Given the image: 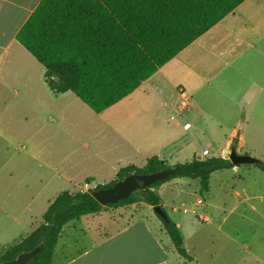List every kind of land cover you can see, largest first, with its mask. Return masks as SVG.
<instances>
[{
    "label": "crops",
    "instance_id": "1",
    "mask_svg": "<svg viewBox=\"0 0 264 264\" xmlns=\"http://www.w3.org/2000/svg\"><path fill=\"white\" fill-rule=\"evenodd\" d=\"M41 1L0 0V258L4 248L30 235L42 221L47 208V200L44 196L47 195L48 189L53 192L52 190L59 186L56 182L48 183L49 174L53 173L59 181L65 180L71 185L76 184L80 187L82 184L80 182L85 184L87 180L94 182L92 176L89 177V173H84L79 167L83 162L94 166V173L111 165L118 173L125 166L137 165L143 160L146 164L148 159L157 156L151 153L155 147L153 141L142 135L141 111L132 108L133 103L126 102L142 89L147 81H151L159 73L166 74V66L129 97L101 114L94 112L72 92L55 94L46 82V68L17 40L19 31ZM252 1L254 0H248L234 14L228 16L202 37L199 40L202 41V50H210L214 52V56L215 52H219L221 56H227L226 59L238 60L246 56L247 63L264 61V46L260 47L261 41H264V28L260 29L262 26L249 28L254 26L253 22L258 17V14L254 13L262 10L264 3H262L263 6L262 4L258 6L260 1ZM246 5H257V8L253 12L247 11V16L244 13ZM245 43L246 51H238ZM171 63L169 66L172 65ZM182 80L188 84L192 82L190 75L186 76V79L183 77ZM252 84L257 87V91L253 90L257 93L262 92L264 96V83L253 79ZM176 89L178 92L176 107L180 110L178 113L193 110L195 93H190L183 84ZM148 91L149 88L143 90L144 93ZM255 92L248 89L246 96L250 95V100L255 101L257 98ZM204 97L202 108L211 111L219 99L214 98L208 91ZM221 105L224 106L223 103ZM235 105L237 106L238 103ZM81 115L91 119V123L80 126L78 119ZM172 117L171 120L176 119L175 116ZM96 121L103 122L101 128L104 129V133H108L101 143L96 144L100 147L96 146L95 149L90 150L86 154L89 156L83 159L76 157L77 148L70 149L65 156H62L63 133L71 134L79 126L84 131L90 130L93 128L90 126H93ZM184 130L189 129L184 128ZM117 137L121 138L117 139ZM235 138L239 139L236 148L241 154L244 138L239 125L233 128L227 138L228 149L231 148ZM81 148L90 149L91 147L84 143ZM205 149L207 147L202 148V150ZM199 155L200 153H196L194 156ZM165 156L157 157L165 163ZM239 168L236 166L230 170L236 171ZM88 172H91L90 169ZM179 180L175 178L162 185L169 183L179 185ZM180 185L189 184L186 182ZM88 188L80 187V191ZM158 188L155 189L156 192ZM52 201H49V206ZM203 204L202 199H197V207ZM178 211L179 208L173 209V213ZM189 213L190 210L184 208L183 214ZM200 217L202 215L199 219ZM152 222L149 217L138 215L136 219L122 225L112 233L103 235L90 247L81 249L63 261L60 259L63 258L64 253H69L73 247L67 246L62 253L59 250L61 243L59 241L53 264H172L171 254L179 255V253L166 235L163 226L161 232L165 239L154 230ZM176 224L186 242L185 233L192 231L191 225L182 218L178 219ZM179 257L180 260H184L180 255Z\"/></svg>",
    "mask_w": 264,
    "mask_h": 264
},
{
    "label": "rangeland",
    "instance_id": "2",
    "mask_svg": "<svg viewBox=\"0 0 264 264\" xmlns=\"http://www.w3.org/2000/svg\"><path fill=\"white\" fill-rule=\"evenodd\" d=\"M257 1H260L258 6L264 3V0L252 2ZM256 8L257 5H246L244 13L247 15V11L253 12ZM254 14H258V17L253 22L254 26L249 28L262 26L260 29H263L264 7ZM201 42L183 52L172 65L166 66V74L159 73L151 81H147L126 102L133 103L132 108L142 113V135L149 137L155 144L151 153L159 157L166 155L164 161L170 167L174 163L184 164L193 160L196 153H200L198 157L201 159L211 156L227 158L225 152L231 150L226 146L227 138L233 128L239 125L244 138L241 154L264 161V96L262 92H255L253 89L257 91V87L252 84L253 79L264 83V61L247 63L246 56L238 60L226 59L227 56H221L219 52H215L214 56V52L202 50ZM263 46L264 41H261L260 47ZM246 49L245 43L238 51ZM188 75L192 78L190 84L182 80ZM181 84L190 93H195L194 104L192 103L194 109L178 113L180 110L176 107V88ZM147 88L149 91L144 93L143 90ZM248 89L257 93L255 101L250 100V95L246 96ZM207 91L219 99L211 111L202 108ZM172 116L176 119L171 120ZM78 121L80 126L91 123V119L82 115ZM185 123H190L192 129L184 130ZM102 125L103 122L96 121L90 126L93 127L90 130L84 131L79 126L71 134L63 133L62 156L70 149L77 148L76 157L87 158L89 155L86 154L108 135L103 132ZM143 140L145 142L144 138ZM84 143L91 148L82 149L81 145ZM204 147L210 150L207 157L201 155ZM82 164L79 167L94 179L89 185L80 182V187H89L84 192L95 190L99 185H107L116 178L117 170L112 165L94 173V166L84 162ZM144 164L145 160L136 166L141 168ZM239 167L236 171L222 170L213 173L209 192H201L198 181L185 178H179V185L169 183L157 189L161 205L169 217L175 222L182 218L192 227V231L185 233L186 242L184 241V248L190 259L180 260L177 253H172V264H264V173L255 165ZM89 169L91 172H88ZM50 182H56L59 186L53 192L48 189L44 196L47 200L46 211L49 201L62 192L80 191L79 186L71 185L65 180L59 181L53 173L48 175V183ZM186 182L189 185H180ZM197 199H202L204 204L197 207ZM174 208H179V211L173 213ZM184 208L190 210V213L183 214ZM138 215L149 217L153 221L154 230L165 239L161 232V221L152 206L143 202L119 208L110 206L99 215L74 220L65 226L59 250L62 252L69 245L73 249L64 253L60 261L90 247L103 235L114 232ZM200 215L202 219H199ZM204 218L210 220L205 221Z\"/></svg>",
    "mask_w": 264,
    "mask_h": 264
},
{
    "label": "trees",
    "instance_id": "3",
    "mask_svg": "<svg viewBox=\"0 0 264 264\" xmlns=\"http://www.w3.org/2000/svg\"><path fill=\"white\" fill-rule=\"evenodd\" d=\"M247 1L42 0L19 31L17 40L46 68V82L55 94L72 92L101 114L133 94ZM238 142L235 138L231 148L237 147ZM257 161L255 166L264 173V161ZM169 167L155 156L141 168H121L113 181L95 190L112 187L132 173L152 174ZM173 167V175L107 207L92 197L93 190L62 192L51 202L39 226L4 250L0 263L45 242L29 264H53L68 223L97 215L110 206L119 208L142 202L162 206L155 189L175 178L197 180L200 191L209 192L212 174L236 165L222 156H195ZM157 216L179 255L190 259L176 222L169 215L168 221Z\"/></svg>",
    "mask_w": 264,
    "mask_h": 264
},
{
    "label": "water",
    "instance_id": "4",
    "mask_svg": "<svg viewBox=\"0 0 264 264\" xmlns=\"http://www.w3.org/2000/svg\"><path fill=\"white\" fill-rule=\"evenodd\" d=\"M237 137H239V134H237ZM225 156L236 166L255 165L258 162L254 157L239 154L237 152L236 146H233L231 150L226 151ZM174 173V167H170L152 174L132 173L124 177L122 180L116 182L112 187L93 190L91 195L102 206L107 207L110 204H115L121 200L129 198L134 192L138 190H146L147 187L158 181L166 179ZM153 210L163 220L168 221V215L162 206H154ZM44 246L45 242H42L34 250L21 253L17 258L2 262L0 264H29L42 251Z\"/></svg>",
    "mask_w": 264,
    "mask_h": 264
},
{
    "label": "built area",
    "instance_id": "5",
    "mask_svg": "<svg viewBox=\"0 0 264 264\" xmlns=\"http://www.w3.org/2000/svg\"><path fill=\"white\" fill-rule=\"evenodd\" d=\"M186 107H187V105H185ZM172 119H174L173 117H172ZM184 128L185 129H190L191 128V124L190 123H187V124H185V126H184ZM202 157H207V156H209L210 155V150L209 149H205V150H203V152H202ZM199 203H202V201H199ZM187 210H185V212H186ZM201 219H202V217H200ZM204 220H208V219H206V218H204Z\"/></svg>",
    "mask_w": 264,
    "mask_h": 264
}]
</instances>
